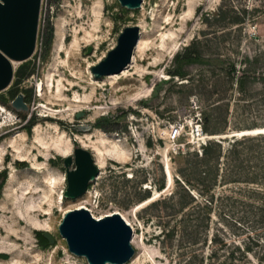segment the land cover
<instances>
[{"label":"rangeland","instance_id":"obj_1","mask_svg":"<svg viewBox=\"0 0 264 264\" xmlns=\"http://www.w3.org/2000/svg\"><path fill=\"white\" fill-rule=\"evenodd\" d=\"M142 3L145 9L118 0H41L34 52L17 61L0 90V264H87L58 231L64 212L79 204L97 217L124 215L141 264H264V134L230 135L264 127V0ZM136 23L143 52L97 90L109 103L41 121L40 87L54 66L69 62L89 78L91 64ZM53 84L68 87L69 80L57 76ZM19 94L28 110L12 108ZM17 137L42 153L9 146ZM60 140L64 150L84 141L100 152L86 149L99 172L79 200L63 196Z\"/></svg>","mask_w":264,"mask_h":264},{"label":"water","instance_id":"obj_2","mask_svg":"<svg viewBox=\"0 0 264 264\" xmlns=\"http://www.w3.org/2000/svg\"><path fill=\"white\" fill-rule=\"evenodd\" d=\"M122 7L138 9L142 0H118ZM41 0H0V90L13 77L11 60H24L34 51ZM138 26L126 25L118 34L116 45L106 56L91 67L96 78L121 72L131 61L139 38ZM86 53H91L87 47ZM16 111L27 110L19 94L12 102ZM66 189L63 196L75 198L84 194L99 170L92 154L76 146L73 154L63 159ZM58 231L65 239L68 250L83 256L87 264H124L134 255L131 245L132 229L119 214L97 220L87 209L66 212ZM52 242V237L44 233Z\"/></svg>","mask_w":264,"mask_h":264},{"label":"bare ground","instance_id":"obj_3","mask_svg":"<svg viewBox=\"0 0 264 264\" xmlns=\"http://www.w3.org/2000/svg\"><path fill=\"white\" fill-rule=\"evenodd\" d=\"M142 1H144V0H142ZM140 7L142 9H145L143 3H141V6ZM145 16H146V14L144 13V17ZM169 23L170 22H167V24H169ZM132 25L138 26L139 29L143 27L139 23L138 24L137 23L136 24H129V26H132ZM141 35H142V32L139 33V38H138L137 44H136L133 52L134 51H138L139 53H142L143 52V49L141 47ZM87 41H89V39H84L83 40V42H87ZM66 53H68V58H69L70 57V51H66ZM28 58H26V59H28ZM26 59H24V60H26ZM17 61H23V60H11V65H12V68L13 69L18 64ZM134 62H135V55L132 54V58H131L130 63L121 72H119V73H112V74H108V75L102 76L103 77V78L101 77L102 79L94 77V75L91 72V67L94 66V65H96L97 63L96 64H91L90 70H89V73H88L89 74V78H83L81 76L78 77L77 74L72 71L73 69L70 66L69 62H68V64L67 63H64V62L63 63H61V62L60 63H57V65L54 66V69L51 70L50 79L48 80V82H50V83L48 85H46V87H45V84H43L40 87L41 89H44V92L46 94L43 97V100L46 103L45 104H40V103L38 104V109L43 113L41 115V121H45V122H52V121H57L58 122V121H61L63 119V116L65 114H67V112L69 110L73 109L76 106L77 107H83L84 110L88 111L91 106H95L96 104H100V105H106V104H108L109 101L107 100V97L109 95L108 94H105V93H101L100 95H97V90L98 89H102V86L104 84L103 82H110L111 81V78H113V76H117L115 74H118V75L125 74V72L133 65ZM60 70H62V72H60ZM57 76H62V77H65L67 80H69L68 87L62 86V87H58V88L55 89V85L53 84V81H54V78L57 77ZM98 81H102L101 87L99 85H97L98 84ZM83 84H86V85H83ZM71 91H74L75 93H81L82 92V93H85V94H84V96H82V95L79 94V95H77L75 97H72V95L67 94V93H69ZM0 109L6 111V109L3 108V107H0ZM27 110H28V107H27ZM11 113L12 112H8L9 117L10 116L13 117V115ZM1 126H3V124ZM55 130L57 131V128ZM262 134H264V127H257V128H250V129H243V130H239V131H234L230 135H232V136L233 135H238V136H243V135L246 136V135H248L249 136V135H262ZM201 136L204 139H213L217 135H208V134L202 133ZM62 142L63 141L60 140L58 143H55L54 149L56 151H58L63 157L72 155L73 154V150H74V146L72 144H69L66 147V149L64 150L61 147L62 146L61 145ZM17 143H23L25 146H27L25 148L23 154H27V155H31L32 154V155H34L33 153H34V150L35 149H38V151L40 153H42V151L40 150V148H37L36 147V146L40 147L39 144H41V142H39V141L37 142L38 145H34L36 148L33 147V149H32V148H29L30 146H28V141H27V139L25 137H17L16 138V141H14V142L12 141V142L9 143V146L16 147L17 146ZM32 144H34V143H32ZM79 144H81L80 145L81 148H83V149H90L91 150V148L84 141H80ZM43 151H46L47 152L49 150H48L47 147H45V150H43ZM96 151L98 152V155H100V152L98 151V149L95 148V149H92L91 150V152L94 154V157H95V153H97ZM165 165H166L165 166L166 167L165 169H166V174H167V185L169 187H171V185H172V174L171 173L172 172H171V169H170V165L168 163V159L166 160ZM64 179L66 180V173L64 174ZM89 190H86V192L84 194H82V195H80L78 197H75V198L66 197V198L71 199V200H73V199L79 200L80 198L85 197V195H87L88 192H90ZM159 192L160 191L155 192V195L153 197H151V196L147 197V199H145L137 207H140L141 205H145L147 203L152 202L154 199H156L159 196V195H157ZM60 203L61 204L63 203L62 198H61ZM84 208L86 209V206L85 205L79 204L78 206H76L72 210H75V209H84ZM68 211H70V210L65 211L64 214L66 212H68ZM87 211L89 212L88 209H87ZM132 213H133V210L131 211V214ZM112 214H119L121 216V214L119 212H117V211H115L113 213H108V214H106V215H104L102 217H97V216H93V215L92 216L94 218H97V220H98L100 218H103L105 216H109V215H112ZM121 218L122 219L124 218L125 220L124 219L123 220L128 225L130 224L129 221H128V219H126L124 215H122ZM132 234H133V232H132ZM133 244H134V240L132 239V245ZM73 255H75V254H73ZM134 255H135V253H134ZM134 255L126 263H128V264L129 263L130 264H141V258L138 259L137 258V255H135V256ZM75 256H77V255H75ZM77 257H83V256H77ZM126 263H124V264H126Z\"/></svg>","mask_w":264,"mask_h":264},{"label":"built area","instance_id":"obj_4","mask_svg":"<svg viewBox=\"0 0 264 264\" xmlns=\"http://www.w3.org/2000/svg\"><path fill=\"white\" fill-rule=\"evenodd\" d=\"M198 121V120H197ZM199 121H200V119H199ZM178 126L177 125H175V128H174V135L175 136H178L180 133V127H179V130L178 129H176ZM199 129V130H198ZM202 131V127H201V125L200 124H198V123H195V132H201Z\"/></svg>","mask_w":264,"mask_h":264},{"label":"trees","instance_id":"obj_5","mask_svg":"<svg viewBox=\"0 0 264 264\" xmlns=\"http://www.w3.org/2000/svg\"><path fill=\"white\" fill-rule=\"evenodd\" d=\"M162 191V189L160 190V192ZM149 197V196H148Z\"/></svg>","mask_w":264,"mask_h":264}]
</instances>
